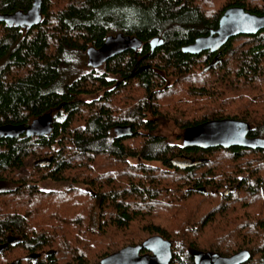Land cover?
Returning a JSON list of instances; mask_svg holds the SVG:
<instances>
[{"label":"trees","instance_id":"1","mask_svg":"<svg viewBox=\"0 0 264 264\" xmlns=\"http://www.w3.org/2000/svg\"><path fill=\"white\" fill-rule=\"evenodd\" d=\"M32 1L0 0V12ZM235 5L264 15V0H42L37 25L0 22V124L61 119L49 135L0 138V179L13 187L0 195V264H98L152 235L171 242L169 264L244 249L241 264H264V148L184 146L156 131L229 117L264 137V28L219 51L182 50ZM117 32L140 47L82 70L87 47ZM125 123L127 140L112 132ZM45 179L67 186L43 190Z\"/></svg>","mask_w":264,"mask_h":264},{"label":"water","instance_id":"2","mask_svg":"<svg viewBox=\"0 0 264 264\" xmlns=\"http://www.w3.org/2000/svg\"><path fill=\"white\" fill-rule=\"evenodd\" d=\"M42 0H33L26 10L13 12H0V22L7 25L21 26L25 29L37 25L42 19ZM264 28V15L252 13L241 6L227 7L219 18L216 28L208 34L196 37L192 42L182 46L188 53H200L203 50L212 52L219 49L231 36L238 34H253ZM150 50L162 43V39L154 37L150 40ZM141 45V40L122 32L109 34L99 47L89 46L86 49L87 64L96 67L110 57L128 49L136 50ZM52 117L50 112H45L32 119L28 124H0V137H14L22 132L30 136L33 134H46L51 130ZM115 131L119 134L130 133V128L117 126ZM121 131L123 133H121ZM249 124L246 121L234 118L210 119L188 126L184 129L182 143L184 146H198L203 148L233 145L264 148V137L250 136ZM231 188H226V194ZM18 238L9 236L7 241L13 243ZM4 244L0 245V250ZM142 249L145 251L142 252ZM51 252L49 250L47 253ZM40 253H29L28 257H37ZM172 256L171 242L160 235H152L141 244L127 245L103 257L98 264H169ZM250 257L248 250H239L231 255L224 256L216 252H197L194 255L195 264H241ZM9 264H16L12 262Z\"/></svg>","mask_w":264,"mask_h":264},{"label":"rangeland","instance_id":"3","mask_svg":"<svg viewBox=\"0 0 264 264\" xmlns=\"http://www.w3.org/2000/svg\"><path fill=\"white\" fill-rule=\"evenodd\" d=\"M55 2L59 3L60 0H55ZM86 55V52H85ZM83 59V66L81 67L82 70H86V71H90L93 69V67L87 65L86 62V56L82 57ZM105 67L104 64L94 68L96 70H98L99 72H102L103 68ZM172 78L168 77V82L171 81ZM99 95V93H95L93 95H87V99H92L93 97H97ZM157 133L164 135L166 141H168L169 143H182V135L184 132V128L179 127L175 122L173 121H164V124H161L158 126V128L156 129ZM139 141V140H138ZM38 186L39 188L43 189V190H63L65 189V187L67 186L65 183L63 182H57V181H52L50 179H45V180H40L38 182ZM142 252H144L142 250Z\"/></svg>","mask_w":264,"mask_h":264},{"label":"flooded vegetation","instance_id":"4","mask_svg":"<svg viewBox=\"0 0 264 264\" xmlns=\"http://www.w3.org/2000/svg\"><path fill=\"white\" fill-rule=\"evenodd\" d=\"M8 13H10V12H8ZM115 34V33H114ZM86 58H87V56H86ZM86 63H87V59H86ZM105 63V61L102 63V64H104ZM102 64H100V65H102ZM87 65H89V64H87ZM99 65V66H100ZM89 66H91V65H89ZM91 67H93V66H91ZM96 67H98V66H96ZM96 67H93V68H96ZM48 112H50V114H51V117H52V123H51V130L48 132V133H46V134H33V135H30V136H36V138L37 137H39V136H43V135H49V134H51V133H53L54 131V124H55V122L57 121V122H59L61 119H59V118H55V113L56 112H54L53 110H51V111H48ZM28 124V123H27ZM117 126H126V127H128V128H130V133H126V134H124V135H122V134H119V133H117L116 131H115V128L117 127ZM112 132H113V134L117 137V138H120V139H124V140H127V139H129V138H131V137H133V135H134V129L132 128V126L131 125H129V124H116L113 128H112ZM124 132V131H123ZM122 131H121V133H123ZM141 132H143V133H145L146 131H144V130H142ZM19 135H21V136H23V135H25V136H28V135H26V133L25 132H22V133H20ZM19 135H17V136H19ZM183 136V135H182ZM1 138V137H0ZM62 138H61V135H56V136H54V138H53V142L54 143H60V142H62V140H61ZM64 142V141H63ZM124 142V141H123ZM42 161H40L39 162V164H45L44 163V161H43V159L42 158H40ZM51 180V179H50ZM52 181H56V180H52ZM57 182H61V181H57ZM13 187H12V184L10 183V182H7V180H3V179H0V195H2V193H5V192H7V191H9V190H11Z\"/></svg>","mask_w":264,"mask_h":264}]
</instances>
